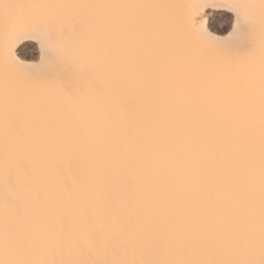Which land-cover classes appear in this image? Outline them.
Segmentation results:
<instances>
[{
	"label": "bare ground",
	"instance_id": "bare-ground-1",
	"mask_svg": "<svg viewBox=\"0 0 264 264\" xmlns=\"http://www.w3.org/2000/svg\"><path fill=\"white\" fill-rule=\"evenodd\" d=\"M0 264H264V0H0Z\"/></svg>",
	"mask_w": 264,
	"mask_h": 264
},
{
	"label": "rangeland",
	"instance_id": "rangeland-1",
	"mask_svg": "<svg viewBox=\"0 0 264 264\" xmlns=\"http://www.w3.org/2000/svg\"><path fill=\"white\" fill-rule=\"evenodd\" d=\"M222 15V14H221ZM207 18L205 28L208 33L216 37H223L228 34L230 30L229 15L223 14L222 16ZM221 17V18H220ZM229 24H228V23ZM16 57L19 61L24 63H38V52L36 50L35 44L31 42H25L20 45V50L16 53Z\"/></svg>",
	"mask_w": 264,
	"mask_h": 264
}]
</instances>
